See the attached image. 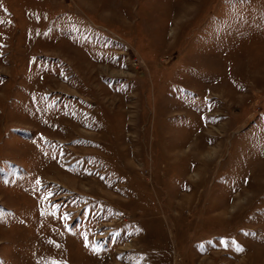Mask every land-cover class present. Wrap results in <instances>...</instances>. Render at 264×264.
Listing matches in <instances>:
<instances>
[{
    "label": "rangeland",
    "instance_id": "374dc122",
    "mask_svg": "<svg viewBox=\"0 0 264 264\" xmlns=\"http://www.w3.org/2000/svg\"><path fill=\"white\" fill-rule=\"evenodd\" d=\"M0 264H264V0H0Z\"/></svg>",
    "mask_w": 264,
    "mask_h": 264
},
{
    "label": "snow or ice",
    "instance_id": "6c2138e0",
    "mask_svg": "<svg viewBox=\"0 0 264 264\" xmlns=\"http://www.w3.org/2000/svg\"><path fill=\"white\" fill-rule=\"evenodd\" d=\"M231 2V0H230ZM241 3H244L245 0H240ZM37 183H39V181H37ZM210 243V242H209ZM223 243V242H222ZM201 248H203V245L200 246ZM237 251H243V249L237 248Z\"/></svg>",
    "mask_w": 264,
    "mask_h": 264
}]
</instances>
